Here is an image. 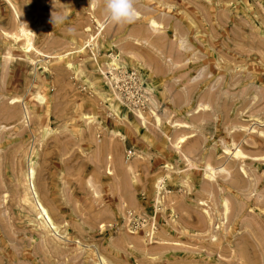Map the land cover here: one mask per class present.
Instances as JSON below:
<instances>
[{"label":"rangeland","instance_id":"1","mask_svg":"<svg viewBox=\"0 0 264 264\" xmlns=\"http://www.w3.org/2000/svg\"><path fill=\"white\" fill-rule=\"evenodd\" d=\"M134 7L0 0V264H264V0Z\"/></svg>","mask_w":264,"mask_h":264},{"label":"clouds","instance_id":"2","mask_svg":"<svg viewBox=\"0 0 264 264\" xmlns=\"http://www.w3.org/2000/svg\"><path fill=\"white\" fill-rule=\"evenodd\" d=\"M105 23L113 25H127L133 23L137 18L134 0H104ZM67 20V16L57 15L52 17L54 26Z\"/></svg>","mask_w":264,"mask_h":264},{"label":"bare ground","instance_id":"3","mask_svg":"<svg viewBox=\"0 0 264 264\" xmlns=\"http://www.w3.org/2000/svg\"><path fill=\"white\" fill-rule=\"evenodd\" d=\"M151 24H154V22L152 21ZM27 42H29V41H27ZM238 153H239V151H236V152H235V155H238ZM207 168H208V167H207ZM31 174H32V171H31ZM38 208H39L40 212L44 214V216L47 215V211H46V209H45L43 206H41L40 203H38ZM47 218H48V215H47ZM46 221H47V220H46ZM48 221H49V220H48ZM50 221H51V219H50ZM54 227H55V225H54Z\"/></svg>","mask_w":264,"mask_h":264}]
</instances>
